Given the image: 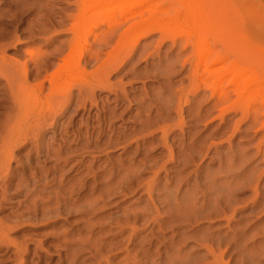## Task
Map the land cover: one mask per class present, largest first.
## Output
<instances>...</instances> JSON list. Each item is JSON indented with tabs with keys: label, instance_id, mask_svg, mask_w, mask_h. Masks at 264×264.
I'll list each match as a JSON object with an SVG mask.
<instances>
[{
	"label": "rangeland",
	"instance_id": "obj_1",
	"mask_svg": "<svg viewBox=\"0 0 264 264\" xmlns=\"http://www.w3.org/2000/svg\"><path fill=\"white\" fill-rule=\"evenodd\" d=\"M17 1L0 0V11L11 8L14 11ZM25 1L31 5V10H41L43 14L46 9H51L55 12L56 20H61V16L63 19L65 13H79L73 0ZM108 1L91 0L92 7H89L87 17L83 22L86 30L83 37H87L90 45L92 44L89 48L90 54L97 51L94 37L96 34L101 33L107 37L108 44L100 59L121 60L126 58L135 49L137 34L123 35L124 31L129 25L136 23L135 25L139 26L140 22L152 17V19L158 21V24L163 23L168 30L167 35L169 37H172L175 31L191 30L193 34H197L200 30L203 33H209L211 29L210 32L214 33L219 39L220 43H218L217 49L220 51L225 48L222 41L226 40L225 38L229 40L239 59L234 62L231 73L227 76L226 81L222 83L224 86L221 85V87L232 92L230 98L233 102L238 99L237 92L247 86L253 87L258 84L260 88H264V0H136L133 6H131L129 0ZM129 6H131L130 9ZM192 7H194V11ZM30 11L25 13V19L29 20L35 17V12ZM75 21L65 19L63 25L69 26ZM119 22L121 24H118ZM35 27L39 31L30 32L27 23L19 24L16 36L20 41L7 49V55L10 58L24 62L30 58L31 53L41 55L44 52H50L55 45L65 44L72 37L70 33H60L58 29L52 27V24L49 23L42 26V28ZM8 29H11V27ZM160 40L161 32L155 31L136 45L133 58L126 67L128 69L135 66L141 70L136 72L135 76L133 75L134 77L124 75V71L113 72L110 75V82L114 85V88L118 89L117 91L124 89L128 93L130 101L132 100L131 104L135 109L138 102L142 101L143 98L150 97L154 101L158 98V105L159 102L166 104L168 100L171 101L168 102L169 109L166 110V119L171 123L170 141H175L178 146L175 150L176 153H179L180 150H183V152L176 158L177 161H180L178 164L168 166V178H165V172L161 174L160 183L164 184L166 182L167 190L165 192L164 190H158L159 187L157 186L153 196L160 207V211L164 213L166 210V208H162L165 203L162 202L164 200L161 198V195L166 192L171 193L172 197L176 195L173 197L175 200H173L176 201V204L177 202L178 204L181 203V206L174 205L182 207L180 211L185 210V214L187 203L193 196L198 199L196 203V210L199 207L197 218L196 216L192 217V220L195 221L185 223L183 225L185 228L174 226L177 221H173L171 222L172 226L167 227L163 234L165 241V239L172 237L174 233L181 232L182 228H187L185 231L188 230V236L182 242V238L178 235L168 249L163 248L161 250L166 253L164 257L153 254L151 261L153 264L167 262V259L175 264H223L225 262H229V264H264V106L262 104L264 94L255 93L250 97V101L246 103L247 106L251 107L250 105H252V107L257 108H251L248 113L241 111L240 108L239 110L230 108L225 112L223 109L228 107L229 103L226 105L218 103L217 107H208L211 96V88L208 84L210 80H208L205 84L202 83L198 95L189 93L183 98L182 118H184L185 123L179 125L181 119L177 115L178 97H174L173 94L180 87L186 88L190 84L188 79L185 78L189 66L183 73L179 72L173 75L170 83H168V79H165L167 77H154L157 69L165 66L163 64H166V62L173 63L174 57L180 53L179 47L174 50L168 46H171V41L167 39L166 44L168 45L161 48L160 57L152 56L147 62L143 57L153 53V51V54H156ZM181 53L179 59H184L192 54L189 50ZM155 57H158L159 61ZM137 59H140V61ZM51 61L53 62L49 72L53 73V70H56L61 64V60L53 58ZM160 61H162V64ZM98 64L97 61L93 60L89 64L83 65L82 68L73 69L69 73L70 77L67 80H60L59 83H64V81L73 83L75 82L74 79L93 73ZM174 65L178 67V69L176 67L177 70H180V63L175 62ZM133 78L135 79L132 80ZM44 87L45 93L49 91L48 82H45ZM194 87L190 84L187 91L193 90ZM74 93H78V89L74 88ZM114 97L115 92L107 89L97 90V98L100 104L108 100L111 101L109 104L114 106L112 101ZM186 100L188 101L185 102ZM147 101V103H150L149 100ZM127 102L128 105L129 101ZM243 106L244 108L247 107ZM73 109L74 106H71L68 112L59 119L60 127L64 125L67 129L71 127L73 121H80L82 112L76 115ZM197 110L202 111L200 112V120L195 121L194 115ZM4 111V108H0V114ZM92 113L99 114L96 108L93 109ZM133 113L135 114L136 111ZM0 119H2V116ZM128 121H132V119ZM115 123L122 130L124 128L127 133H130L128 128H134V124L132 122L127 123L126 119L118 118ZM61 128L65 129L64 127ZM172 130L175 131L174 135H172ZM54 131H46L44 140L45 143L55 142L54 146L57 147L56 143L60 142V139L57 140V138H60V132L58 130L57 133H54ZM160 135L161 133H158L159 137ZM25 151L26 149L21 151L19 155L25 153ZM121 153L122 149L118 147L113 149L109 156L112 159H117L121 156ZM192 156L195 163L189 160ZM142 157L143 155L137 157V159L139 160ZM87 159L90 160L91 158ZM39 160V165L44 166V172L39 174L41 177L39 183L44 184L47 180H51L52 177L56 176L55 162L53 159L45 161L44 157H40ZM71 164L65 167L64 172H71V176L78 174L76 170H69ZM35 167L36 165L31 170L27 169V172L36 170ZM49 170H51V173ZM17 173L23 174L24 170L21 169ZM150 176H152V173L145 172L139 180L148 179ZM58 181L59 178L55 182H51L53 186L50 188L57 187ZM178 184L180 185L178 186ZM8 191L7 197L2 201L0 216L8 217L13 222L14 228L11 231V236L14 239L27 240L30 248L33 249L32 251L37 248L38 256L34 259L37 264H59L61 262L59 260L60 255H67V249L70 248L68 242L73 241L76 247L75 244L78 238L85 235H90L94 240L106 245H113L125 240L128 231L120 233L118 232L119 227L116 225L117 219L123 213L121 208L136 204L139 209H143L148 199L141 187L129 196L106 199L107 204L100 209L97 207L93 212H82L81 210L62 215L49 212L34 216L25 215L19 218L16 215L22 211L26 202L24 192L20 193L14 189ZM97 193H99V190L93 195L95 196ZM122 199L124 201L116 205ZM174 201L171 203L173 204ZM79 203L82 204V202ZM214 205L215 207H213ZM201 207L202 209H200ZM211 208L216 209L217 216L206 215ZM201 210L202 212H200ZM143 212L145 217L137 222L139 227L145 221L146 225L150 224L147 223V220L152 215L151 210H143ZM229 218L231 221H228ZM150 228H148V231H140L139 237L149 234ZM190 230L196 231L197 235L191 233ZM258 232L261 233L257 236L256 233L258 234ZM208 235H212L213 239L209 240ZM38 240L42 242L40 249L37 246ZM136 241L138 242L139 238ZM142 243L143 250L152 249L154 251L160 248L161 245L157 240H153L152 244L147 241ZM205 245H212L211 247L216 250L217 254H220V250H226V254L223 258L216 259L208 253ZM136 249H139V247L137 246ZM123 253L125 254V252L118 254L116 261L123 257ZM87 257H89V254L85 252L83 258ZM31 258L32 255L28 259ZM7 261L0 264H14L12 260ZM89 263L95 264L96 260L93 259Z\"/></svg>",
	"mask_w": 264,
	"mask_h": 264
},
{
	"label": "bare ground",
	"instance_id": "obj_2",
	"mask_svg": "<svg viewBox=\"0 0 264 264\" xmlns=\"http://www.w3.org/2000/svg\"><path fill=\"white\" fill-rule=\"evenodd\" d=\"M73 1L77 5L79 13H65L63 19L62 16L60 17L62 21L55 19L57 17L54 16L55 12L51 9H46L44 14L41 13V10H31V5L25 0H18L15 3V7L13 6L14 11L12 8L0 11V108L5 109L0 114V118L2 116V119H0V213L2 212V201L7 197L8 190L13 189L20 193L24 192L26 199L24 208L16 215L21 218L25 215L34 216L49 212L59 215L81 210L82 212H93L97 207L99 209L104 207L107 204L106 199L112 197L115 199L119 196L126 197L142 187L144 194L148 196L145 207L139 209L136 204H131L121 208L123 213L116 221V225L119 227L118 232L124 233L128 231V236L125 240L113 245H106L94 240L90 235H85L78 238L75 244L76 247L73 241L71 243L68 242L70 248L68 247L67 249V255H60L59 260L61 262L59 264H64L65 262L66 264H92L89 262L93 259L96 260L95 264H153L151 261L153 254L164 257L166 253L161 251L163 248L168 249L178 235L182 238V242L188 236V230L185 231L187 228L184 229L183 225L188 223V221L190 223L195 221L192 220L193 216L197 218L199 207L196 210V203L198 199L194 196L191 200L189 199L188 206L185 205L187 210L185 214V210H183L185 206L182 209L183 212H181L182 207L174 205L176 201H174L175 198L173 197L176 195L172 197L171 193L166 192L162 195L160 194L164 200L162 202L165 203L162 208H166V210L164 213L160 211V207L153 199V196L157 186L159 187L158 190H164V192L167 190V183H160L161 174L165 172V178H168V166L178 164L180 161H177L176 158L183 152V150H180L179 153H176L175 150L178 146L175 141H170L171 135H169V131L171 123L166 119V110L169 109L168 102L171 101L168 100L166 104L159 102L158 105V98L155 101L150 97L147 99L143 98L142 101L138 102V106L135 109L133 104H131L132 100L130 101L128 93L124 89L117 91L118 89L114 88V85L110 82V75L113 72L124 71L126 76H135L140 69L135 66L130 67V65L128 69L126 67L133 58L136 45L155 31H159L161 32V40L156 54H153V51V53L147 54L143 58L149 62V58L152 56L160 57L161 48L168 45L166 44L167 39L171 41V46H168L174 50L179 47L180 53L174 57L173 63L166 62V64H169L166 65L164 63L163 65L165 66L157 69L155 71L157 73H153L154 77H167L165 79H168L167 81L170 83L173 75L179 72L183 73L189 66L185 78L188 79L191 85L195 86L191 91H187L190 84L186 88L182 86L174 91L173 96L178 97L177 115L181 119L179 125L185 123L184 118H182L183 98L189 93L198 95L201 91L202 83L205 84L208 80H210V83H208L210 86H208L211 88L208 107H217L218 103L221 105L229 103L228 107L223 109L225 112L230 108L235 110L240 108L245 113H248L251 108L256 109L257 107L254 105V107L252 105L249 107L246 103L250 101V97L255 93L264 94V88H260L258 84L253 87L247 86L237 92L238 99L233 102L230 98L232 92L221 87L231 73L234 62L239 59L233 51L229 40L225 38L226 40L222 41L225 48L220 51L217 49V45L220 43L219 39L214 33L210 32L211 29L209 33H203L200 30L197 34H193L191 30L175 31L173 36L169 37L167 35L168 30L163 23L158 24V21L152 19V17L140 22L139 26H136V23L129 25L124 31L123 35L137 34L135 49L126 58L121 60H102L100 56L104 53V49L108 44L107 37L101 33L95 35L94 42L97 46V51L92 54L89 53V48L92 44L90 45L87 37H83L86 34L83 22L87 17L91 0ZM73 1L72 4L74 3ZM135 1L129 0L131 6H133ZM131 6H129V9ZM193 8L192 10L194 11ZM30 10L35 12V17L29 20L25 19V13ZM65 19L78 22L75 21L69 26L67 25V27L63 25V20ZM25 23H27L30 32L39 31L35 26L42 28V26L49 23L52 24V27L58 29L60 33H70L72 37L65 44L55 45L50 52H44L41 55L31 53L30 58L24 62L12 59L7 55V49L19 43L20 39L16 36L17 29L19 24L23 25ZM118 24H121V22ZM9 27L11 29H8ZM49 30L51 29L49 28ZM188 50L192 54L184 59H179L181 52ZM53 58L60 59L61 64L51 73L49 71ZM152 59L154 60V58ZM155 59H158V57H155ZM93 60L99 63L93 73L74 79L75 82L73 83L65 81L64 83H59L60 80H67L70 77L69 73L71 70L82 68L83 65H87ZM175 62L180 63V70H177L178 67L174 65ZM45 82L49 83V91L46 93L44 92ZM74 88L78 89V93H74ZM105 89L115 92V97L112 100L114 106H111L109 104L111 101L108 100V102L100 104L97 98V90ZM147 100L150 103H147ZM127 101H129L128 105ZM262 102L264 106V96ZM243 105L247 107L244 108ZM71 106H74V114L79 115L82 112L81 119L80 121H73L72 125L69 123L71 127L67 129L66 126L61 125V127L65 128L62 129L58 121L68 112ZM94 108L97 109L99 114L92 113ZM134 111H136L135 114L133 113ZM201 111H196L194 115L195 121L200 120ZM118 118L126 119L127 123L132 122L134 124V128L126 127L130 133H127L124 128L122 130L120 126H116L115 120ZM130 119L132 121H128ZM49 130H55L54 133H57L58 130L60 132H58L60 138H57V140L60 139V142L56 143L57 147L54 146V140L56 139L53 140L54 143H45V132ZM158 133H161L160 137ZM174 134L175 131L172 130V135ZM118 147L122 149L121 156L117 159H112L109 153ZM25 149V153L19 155ZM141 155L143 157L138 160L137 157ZM40 157H44L45 161L53 159L55 162L54 169L56 173H54L56 176L52 177L51 180H47L44 184L39 183L41 180L39 174L44 172V166L39 165ZM89 157L91 158L90 160L87 159ZM189 160L195 163L193 156ZM69 164H71L69 170H76L78 174L71 176V172H64L65 167ZM34 165H36V170L27 172V169L31 170ZM21 169L24 170V173L18 174L17 172ZM49 172L51 173V170ZM145 172L152 173V176L148 179L139 180ZM58 178L57 187L51 189L50 187L53 186L51 182H55ZM97 190H99V193L94 196L93 194ZM172 200L174 201L173 204L171 203L173 202ZM122 201L124 199L117 202L116 205H119ZM79 202H82V204L80 205ZM148 209L152 213L147 220V223L150 224L146 225L145 221L141 227L137 226V222L145 217L143 210L146 211ZM216 209H209L206 215L217 216ZM196 218L194 217V219ZM173 221H177L174 226L178 228L184 227L182 228L184 231L174 233L172 237L164 241V230L167 227H171V222ZM228 221H231L230 218ZM13 228L14 224L8 217L0 216V263L12 260L14 264H37L34 262L35 257L38 256L37 248L32 251L33 249L30 248L27 240L14 239L11 236ZM148 228H150V233L144 237H139V232L148 231ZM260 233L258 232L256 235L258 236ZM195 235L197 234L195 233ZM208 237L209 240L213 239L212 235H208ZM137 238H139L138 242L136 241ZM153 240L161 243L160 248L154 251L152 249H142V242L146 243L147 241L152 244ZM41 243L40 240L37 241L38 248L42 246ZM137 246L139 249H136ZM211 246H206L210 255H213L216 259L224 257L226 250H220V254H217L216 250ZM253 246L255 247V244ZM85 252L89 254V257L83 258ZM120 252L121 254L125 252V254L123 253V257L116 261ZM31 255L32 258L28 259ZM169 260L167 259V262L160 264H175ZM223 264H229V262Z\"/></svg>",
	"mask_w": 264,
	"mask_h": 264
}]
</instances>
